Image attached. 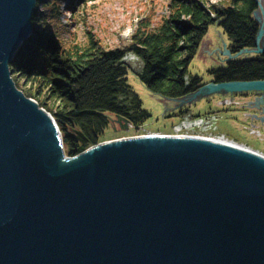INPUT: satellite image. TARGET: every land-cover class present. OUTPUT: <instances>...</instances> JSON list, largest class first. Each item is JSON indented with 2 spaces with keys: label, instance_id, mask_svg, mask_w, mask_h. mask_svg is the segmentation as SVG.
Segmentation results:
<instances>
[{
  "label": "water",
  "instance_id": "obj_1",
  "mask_svg": "<svg viewBox=\"0 0 264 264\" xmlns=\"http://www.w3.org/2000/svg\"><path fill=\"white\" fill-rule=\"evenodd\" d=\"M36 0H0V264H264V157L230 142L137 136L66 156L54 118L9 64ZM256 47L264 52V10ZM264 91V80L194 95ZM127 130L125 117H109ZM114 128V127H113ZM70 136L87 143L81 131ZM65 159H63V157Z\"/></svg>",
  "mask_w": 264,
  "mask_h": 264
},
{
  "label": "trees",
  "instance_id": "obj_2",
  "mask_svg": "<svg viewBox=\"0 0 264 264\" xmlns=\"http://www.w3.org/2000/svg\"><path fill=\"white\" fill-rule=\"evenodd\" d=\"M60 4L61 0H36L32 34L9 69L16 87L17 78L36 87L34 95L20 90L54 118L70 157L103 140L110 116L125 117L135 127L150 116L126 82V55L140 60L135 75L146 89L164 98H182L203 85L199 76L188 74V67L209 25L216 24L227 35L231 55L254 49L261 25L257 0H228L227 5L169 0L166 14L156 23L150 15L141 17L126 45L105 48L91 33L85 44L64 42L53 28ZM39 5L47 10L43 17ZM208 74L215 83L264 80V52L233 56ZM73 129L82 132L85 145L70 136Z\"/></svg>",
  "mask_w": 264,
  "mask_h": 264
},
{
  "label": "rangeland",
  "instance_id": "obj_3",
  "mask_svg": "<svg viewBox=\"0 0 264 264\" xmlns=\"http://www.w3.org/2000/svg\"><path fill=\"white\" fill-rule=\"evenodd\" d=\"M78 1L74 0L75 4L68 6L70 0H61L58 22L53 23V28L58 31L59 36L67 43L85 44L88 33H91L103 47L115 48L128 43L129 36L141 17L150 15V21L156 23L166 14L169 0H83L79 5ZM207 1L216 5L228 4V0ZM259 2L264 10V0ZM38 10L42 12V17L47 12L42 5H39ZM257 18L261 19L260 10ZM263 39L264 34L261 44ZM229 43L221 27L216 24L209 25L189 64L188 74L199 76L203 84L210 82L208 70L227 60L225 50L226 47L228 49ZM123 62L130 68L126 82L140 99L141 108L150 116L142 124L136 127L131 125L127 130H121L117 125L110 123L102 141L157 132L160 135H188L226 140L264 155V142L249 130L252 125L264 135V123L253 118L255 115L264 116V103H255L257 105L253 107H249L248 103L256 101L257 97L264 100V91L207 92L205 88L196 95L168 99L150 92L140 83L135 75L141 67L138 58L126 55ZM10 76L13 79L14 76ZM16 81L18 90L21 88L24 92L28 91L33 95L36 93V87L30 86L26 80L17 78ZM22 90L20 91L23 93ZM32 100L36 102L35 99ZM200 117L210 121L212 126L207 128L204 125H194V120ZM184 122L190 126L176 132L175 128Z\"/></svg>",
  "mask_w": 264,
  "mask_h": 264
},
{
  "label": "bare ground",
  "instance_id": "obj_4",
  "mask_svg": "<svg viewBox=\"0 0 264 264\" xmlns=\"http://www.w3.org/2000/svg\"><path fill=\"white\" fill-rule=\"evenodd\" d=\"M226 49H227V47H226ZM228 55L226 54V57H227ZM229 58H231V57H228L227 59H229ZM258 99H256V101H248V103H249V107H253L254 105H257V104H260V103H264V100L260 97H257ZM255 103H257V104H255ZM111 117H114V116H111ZM253 118H255V119H258L259 121H261V122H263L264 123V116H260V117H258V116H253ZM188 126H190L188 123H183L182 125H180V126H178V127H176L175 128V131L176 132H180L181 130H182V128H187ZM251 127L252 128H250L249 130H250V132L252 133V134H254V135H257L263 142H264V135H262L261 134V132L259 131V130H256L252 125H251ZM255 130H254V129ZM159 136L160 134L159 133H157V132H153V133H150V134H147V135H140V136ZM163 135V134H162ZM164 135H166V134H164ZM171 136H188V135H171ZM136 137V136H135ZM190 137V136H189ZM191 137H199V136H191ZM129 138H131V137H129ZM204 138H206V137H204ZM121 139V138H120ZM120 139H114V140H120ZM122 139H124V138H122ZM207 139H212V140H214V141H221V140H217V139H213V138H207ZM111 141V140H110ZM101 142H104V141H101ZM222 142H229V141H226V140H222ZM231 143V142H230ZM63 149H64V147H63ZM251 150V149H250ZM253 151V150H252ZM65 152V151H64ZM254 152H256V153H258L259 154V152H257V151H254ZM66 155V154H65ZM260 155L261 156H263L264 157V155L263 154H261L260 153ZM67 156V155H66ZM63 157V156H62ZM63 159H65L64 157H63Z\"/></svg>",
  "mask_w": 264,
  "mask_h": 264
},
{
  "label": "built area",
  "instance_id": "obj_5",
  "mask_svg": "<svg viewBox=\"0 0 264 264\" xmlns=\"http://www.w3.org/2000/svg\"><path fill=\"white\" fill-rule=\"evenodd\" d=\"M194 125L196 126H201V125H204V126H207V128H210L212 125H211V122H207L204 118L200 117V118H197L196 120H194Z\"/></svg>",
  "mask_w": 264,
  "mask_h": 264
}]
</instances>
